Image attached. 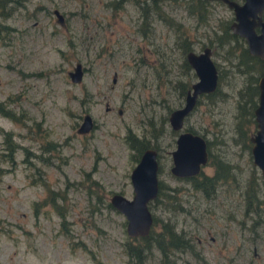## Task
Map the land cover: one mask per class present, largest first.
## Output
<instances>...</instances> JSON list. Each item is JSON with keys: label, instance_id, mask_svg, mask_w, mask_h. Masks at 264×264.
Here are the masks:
<instances>
[{"label": "rangeland", "instance_id": "1", "mask_svg": "<svg viewBox=\"0 0 264 264\" xmlns=\"http://www.w3.org/2000/svg\"><path fill=\"white\" fill-rule=\"evenodd\" d=\"M21 1L0 37V99L23 116L17 121L0 114V264H126L125 218L106 201L113 191L131 195L136 158L125 135L132 133L155 145L157 178L177 187L183 205L170 210L154 203V228L169 218L192 243L167 262L152 248L146 264H264V221L253 225L242 210L245 180L260 172L232 130L245 74L208 42L230 8L210 0L209 17L196 24L185 0L161 2L191 48L210 45L219 74L217 92L198 95L183 118V126L203 133L210 149L233 164V177L206 197L169 171L176 130L167 113L182 103L176 80L186 75L178 30L152 13L145 33L141 9L131 0ZM75 61L83 67L78 81L67 75ZM85 112L92 124L78 131ZM7 144L14 146L12 160ZM201 170L210 173L212 165L205 162ZM257 183L250 187L262 199ZM51 189L63 191L56 198L63 223L50 203H40Z\"/></svg>", "mask_w": 264, "mask_h": 264}, {"label": "trees", "instance_id": "2", "mask_svg": "<svg viewBox=\"0 0 264 264\" xmlns=\"http://www.w3.org/2000/svg\"><path fill=\"white\" fill-rule=\"evenodd\" d=\"M131 1L141 9L142 25L140 27L143 31H145V33L149 29V23L152 19V13H155V15H157L158 17L166 20L169 24H172L174 26L175 30H178V32L176 33L175 42L179 46L180 52L183 53L181 62L183 64V70L186 75L182 80L177 79L176 83L179 87V94L181 96L184 95L185 89L189 86V82L194 75L192 68L184 58V51L191 47V39L188 38L187 33L184 32L183 28H180L181 23L179 22V20L171 16L162 7V0ZM18 2L22 1L0 0V37L2 33L8 32V29L11 28V26L7 24V22H5V18L10 14L14 3ZM209 3L210 0H185L186 12H188L190 16L194 17V19L196 20V24L199 22H204L210 15V7L208 6ZM230 17L231 16L228 15L218 18L217 27L213 29V36L208 37V42L214 47L222 48L224 53L223 57L229 62L233 58L235 67L238 69V71L245 74V84L242 85L238 90V98L240 96L242 99L241 101L237 100L235 104L236 112L233 114L232 130L233 135L234 133L236 134L235 139L238 137V140L241 142V146L246 148L249 157H251L249 152L250 141L248 136L254 129L252 108L256 103V77L262 71L263 65L261 63V60L247 52L243 38L230 30L228 25ZM218 82L219 74L217 71V82L214 89L208 92H202L201 94L206 97H210L211 95H213L218 90ZM6 100L7 99H0V114L5 115L13 120L22 121L23 116L21 117L19 113L15 112L10 106H7L5 104ZM197 101L198 96L196 97L194 103H196ZM184 127L196 131L189 126ZM171 131H173V129H171ZM201 134L203 135V133ZM125 137L128 144L135 149L134 159L137 158L139 151L145 145H151L155 147V145L149 144L144 137L134 136L133 133L130 135V137L127 134L125 135ZM204 138L207 151L206 162L212 165V171L210 173H206L200 168L199 171L195 174L181 177L189 181L192 188L198 189L203 196L210 197L214 195L216 187L221 182H226L227 179L233 177V164L223 159L217 153L213 152L210 149V140L206 137ZM6 148V157L12 160L13 154L11 149L14 148L13 144H7ZM23 151H26V148H24ZM2 171L3 167L0 166V174ZM257 175H259L260 180L256 179ZM93 181L96 183L95 179H93ZM257 181H261L260 190L264 192V174H255L254 171H252L249 179L245 180V189L243 190L244 206L242 209L244 213H247L249 198H253L254 191L251 189V187L252 185L255 186ZM246 185L247 187H251L248 189ZM176 188L177 187L175 186L166 185L160 180H157V191L156 194L147 201L148 208L152 207V205L154 203H157L158 201L165 209H183L180 196L177 194V192H175ZM63 195V191L59 192L58 190L51 189L47 198L44 197L40 202L43 203V201H46L50 203L59 214L61 223H63L64 221L65 214L64 211L60 209L61 204L56 200V198H63ZM106 205L109 206L110 203L106 201ZM155 220L156 218L152 214L151 224L146 234L135 236L128 235L129 237L124 242V250L127 255L125 260L126 264H146V256L152 248H156L160 256L166 262L169 261L168 257L175 250L192 249L190 238L185 235L183 230L176 229L175 224L170 221L169 218L163 219L157 229L154 228Z\"/></svg>", "mask_w": 264, "mask_h": 264}, {"label": "water", "instance_id": "3", "mask_svg": "<svg viewBox=\"0 0 264 264\" xmlns=\"http://www.w3.org/2000/svg\"><path fill=\"white\" fill-rule=\"evenodd\" d=\"M232 10L229 28L243 37L248 52L258 54L264 62V0H220ZM58 20L61 19L57 9H53ZM255 26L258 27L255 30ZM187 63L191 66L195 78L186 89L181 104L172 107L167 113L169 126L176 130L174 144L169 149L171 163L169 171L177 176H189L199 171L207 160L204 136L194 130L183 127V118L194 105L197 95L214 89L217 82L216 66L210 57L208 45L198 51L187 49L184 53ZM83 72L82 65L75 61L67 69L70 80L78 81ZM257 100L252 108L254 129L248 138L251 162L264 174V71L258 75ZM92 124L90 115L85 112L76 127L78 131L87 130ZM132 192L126 197L113 191L108 197L109 203L123 213L125 232L129 236L144 235L148 232L152 213L147 201L157 191V158L156 149L151 145L144 146L138 153L134 164L129 170Z\"/></svg>", "mask_w": 264, "mask_h": 264}, {"label": "flooded vegetation", "instance_id": "4", "mask_svg": "<svg viewBox=\"0 0 264 264\" xmlns=\"http://www.w3.org/2000/svg\"><path fill=\"white\" fill-rule=\"evenodd\" d=\"M220 1V0H219ZM238 1H240V0H238ZM222 2V1H221ZM223 3V2H222ZM225 4V3H224ZM226 5V4H225ZM227 6V5H226ZM228 7V6H227ZM228 8H230V7H228ZM230 10H231V8H230ZM230 19H229V21L232 19V10H231V14H230ZM260 16L262 17V18H264V11H261V13H260ZM229 21H228V25H229ZM258 29V27L257 26H255V30H257ZM231 30V29H230ZM235 33V32H234ZM237 34V33H236ZM239 35V34H238ZM242 37V36H241ZM243 38V37H242ZM244 40V39H243ZM244 44H245V41H244ZM204 45H208L209 46V48H210V53H211V47H210V45L209 44H206V43H202V45H201V47H200V49L202 48V46H204ZM192 47V46H191ZM188 48V49H193V48ZM245 47H246V45H245ZM200 49H198V50H200ZM247 49V48H246ZM187 50V49H186ZM185 50V51H186ZM194 50V49H193ZM198 50H195V51H198ZM185 51H184V53H185ZM247 52H248V50H247ZM249 54H251V55H254L256 58H258L259 60H261V63H262V65H263V69H262V71L258 74V75H260L263 71H264V62H263V59H262V57H260L258 54H254V53H250V52H248ZM185 56V55H184ZM210 57H211V55H210ZM185 58V57H184ZM186 60V59H185ZM213 60V59H212ZM213 62H214V60H213ZM214 64H215V62H214ZM190 66V65H189ZM215 66H216V64H215ZM191 67V66H190ZM83 68V67H82ZM216 70H217V66H216ZM258 75H257V77H258ZM194 77H195V74H194ZM257 77H256V79H257ZM193 80V79H192ZM191 80V81H192ZM190 81V82H191ZM190 82H189V86H190ZM188 86V87H189ZM256 86H257V84H256ZM187 87V88H188ZM186 88V89H187ZM186 89H185V91H186ZM202 93V92H201ZM201 93H199V94H201ZM185 94V93H184ZM198 94V95H199ZM197 95V96H198ZM183 97H184V95H183ZM256 100H257V94H256ZM171 109V108H170ZM169 109V110H170ZM82 116V115H81ZM168 121V120H167ZM184 127V126H183ZM171 128V127H170ZM185 128V127H184ZM172 129V128H171ZM173 130H175V129H173ZM176 133V132H175ZM175 136V135H174ZM173 143H174V138H173ZM146 146V145H145ZM154 147V146H153ZM143 148V147H142ZM155 148V147H154ZM140 152V151H139ZM261 202H264V198H259V197H257V195L253 192V198H249V200H248V209H247V213H249V215L248 216H250V218H252L251 219V224H256L257 222H259V220H262V221H264V206H261Z\"/></svg>", "mask_w": 264, "mask_h": 264}]
</instances>
